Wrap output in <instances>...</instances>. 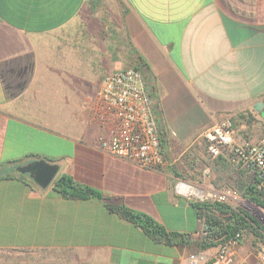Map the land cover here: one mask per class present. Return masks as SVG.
<instances>
[{
    "label": "crops",
    "instance_id": "1",
    "mask_svg": "<svg viewBox=\"0 0 264 264\" xmlns=\"http://www.w3.org/2000/svg\"><path fill=\"white\" fill-rule=\"evenodd\" d=\"M132 67L158 112V169L102 152L89 122L101 78ZM262 110L264 0H0V264H189L198 210L174 184L196 180L184 169L200 165L212 126L264 138ZM39 159L107 200L39 188L17 170ZM108 205L189 244L153 241ZM246 238L236 258L258 264Z\"/></svg>",
    "mask_w": 264,
    "mask_h": 264
},
{
    "label": "built area",
    "instance_id": "2",
    "mask_svg": "<svg viewBox=\"0 0 264 264\" xmlns=\"http://www.w3.org/2000/svg\"><path fill=\"white\" fill-rule=\"evenodd\" d=\"M89 122L99 131L97 144L102 152L147 169H158L166 164L160 147L158 112L152 105L139 68L115 70L101 78ZM203 138L208 156L222 155L235 169L257 175L259 183L256 189L264 205V138L238 139L229 120L212 126L203 133ZM203 173L204 180L200 182L177 179L174 193L193 203L218 202L237 210L236 206L242 199L231 190L217 189L208 182L209 171L205 169ZM255 211L261 216L263 229L260 232L264 236V206H256ZM198 221L203 224V232L205 217L200 216ZM244 237L245 231L235 233L220 244L209 259L192 254L189 264H248L246 258H236ZM256 246L258 264H264L261 239Z\"/></svg>",
    "mask_w": 264,
    "mask_h": 264
},
{
    "label": "trees",
    "instance_id": "3",
    "mask_svg": "<svg viewBox=\"0 0 264 264\" xmlns=\"http://www.w3.org/2000/svg\"><path fill=\"white\" fill-rule=\"evenodd\" d=\"M210 158L215 160L214 168L217 166H229L235 171V191L239 192L243 198L252 204L261 207L264 206L260 199V194L256 189V186L259 183L256 174H252L246 170L235 169L230 165L226 157L222 155ZM53 187L56 192L66 199L107 200L97 190L81 185L67 175L58 176L53 181ZM193 204L198 210V216L200 217L203 215L205 217V229L197 242V247L200 250L216 247L226 242L235 233L240 231H250L264 243V236L260 233L262 228L255 219L244 212L236 211L229 206L218 202ZM108 208L110 211L121 216V218L138 226L143 233L153 241L161 242L166 245L189 244V237L187 234L168 232L162 225L145 214L131 211L122 205H108Z\"/></svg>",
    "mask_w": 264,
    "mask_h": 264
},
{
    "label": "rangeland",
    "instance_id": "4",
    "mask_svg": "<svg viewBox=\"0 0 264 264\" xmlns=\"http://www.w3.org/2000/svg\"><path fill=\"white\" fill-rule=\"evenodd\" d=\"M260 113H261V118L264 119V110H262ZM256 127L260 128L259 126H256ZM198 162H200V165L199 164L194 165V166H196L195 169H191V168H194V166L189 167L187 169H184L186 176L190 174L192 177H194V179L196 178V180L191 179L188 181L200 182V181L204 180L203 171L205 169H207L209 171V176L207 178L209 183L213 184V186L216 187L217 189L231 190L232 192H234L237 196H239L242 199V202H240L236 206V209H237L236 211L244 212L245 214H247L250 217H252L253 219H255L259 225H262L261 216L255 211L256 206H254L251 202H247V200L245 198H243L239 192L235 191L234 179L236 177V174L234 173L235 171H233L231 167H229V166L228 167L217 166L216 168H214L215 160L208 157V155L205 152L203 153V155L200 158H198ZM202 229H203V224L200 223L198 237H201ZM245 233H246V231H245ZM246 237H249L248 240L250 239L252 244L257 243L258 240H260L254 234L251 235V233H250V235H249V233H248L247 235H245L243 241H245ZM218 246L213 247V248H209V249H205V250H200L196 246L195 247L196 249L194 251L195 253H193V254H199L201 252H207L208 254L213 255ZM256 247L257 246L255 245V249H256ZM2 257H4V255L0 256V258H2Z\"/></svg>",
    "mask_w": 264,
    "mask_h": 264
},
{
    "label": "water",
    "instance_id": "5",
    "mask_svg": "<svg viewBox=\"0 0 264 264\" xmlns=\"http://www.w3.org/2000/svg\"><path fill=\"white\" fill-rule=\"evenodd\" d=\"M262 106L263 103H256L254 109L259 110ZM17 170L22 174H28L39 188L45 189L55 180L58 165L44 159H39L23 167H19Z\"/></svg>",
    "mask_w": 264,
    "mask_h": 264
}]
</instances>
